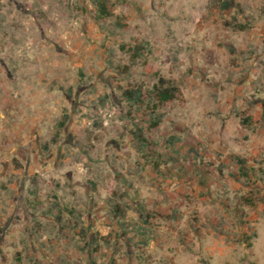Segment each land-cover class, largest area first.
<instances>
[{
    "label": "rangeland",
    "instance_id": "rangeland-1",
    "mask_svg": "<svg viewBox=\"0 0 264 264\" xmlns=\"http://www.w3.org/2000/svg\"><path fill=\"white\" fill-rule=\"evenodd\" d=\"M105 1L0 0V264H264V0Z\"/></svg>",
    "mask_w": 264,
    "mask_h": 264
},
{
    "label": "trees",
    "instance_id": "trees-1",
    "mask_svg": "<svg viewBox=\"0 0 264 264\" xmlns=\"http://www.w3.org/2000/svg\"><path fill=\"white\" fill-rule=\"evenodd\" d=\"M94 4L96 6L97 13L101 18L110 16V12L108 11L105 0H94ZM247 28L248 27L246 25H237V29L240 31H244ZM133 48L134 49L132 51L131 60L141 56L140 45L134 46ZM128 73L129 66L124 65L122 67V74L127 75ZM146 92L148 94L147 97L144 95L141 87L131 89L126 88L122 92V97L129 101L131 105H135L136 108L140 110H146V116H149L148 128H155L158 126L163 117L162 114L155 113L157 107L176 99L179 95V89L171 82L164 80L163 78H158L157 81L152 85V87ZM64 123V121L61 122L59 126L62 128L64 126ZM132 134L136 142L139 144V148H142L146 145L147 141L142 135H140L138 132H134ZM172 140L173 139L171 138V144L173 143ZM53 142L55 143L56 139H54ZM240 162L242 163V161ZM112 209L117 217L122 218L124 216V212L118 205H113Z\"/></svg>",
    "mask_w": 264,
    "mask_h": 264
}]
</instances>
